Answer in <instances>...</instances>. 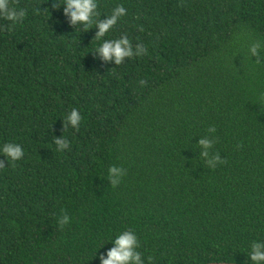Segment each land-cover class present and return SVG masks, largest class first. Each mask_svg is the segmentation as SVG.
I'll list each match as a JSON object with an SVG mask.
<instances>
[{
    "label": "trees",
    "instance_id": "obj_1",
    "mask_svg": "<svg viewBox=\"0 0 264 264\" xmlns=\"http://www.w3.org/2000/svg\"><path fill=\"white\" fill-rule=\"evenodd\" d=\"M10 2L27 16L0 18V143L25 156L0 154V264H100L124 230L152 264H252L264 242V0H98L101 21L128 10L103 39L148 50L120 65L61 0ZM112 165L125 170L116 186Z\"/></svg>",
    "mask_w": 264,
    "mask_h": 264
},
{
    "label": "clouds",
    "instance_id": "obj_2",
    "mask_svg": "<svg viewBox=\"0 0 264 264\" xmlns=\"http://www.w3.org/2000/svg\"><path fill=\"white\" fill-rule=\"evenodd\" d=\"M64 5V14L69 16L72 24L80 22L85 28L95 27L98 29L96 40L101 41L97 46V51L104 61H114L116 65H120L124 58L140 57L147 54V48L143 44H137L133 49L130 40L126 36H121L119 39L105 40L103 37L112 29L118 21L128 15V10L123 4L116 5L111 14L106 16L104 20H99V2L98 0H61ZM27 16V9L18 7L10 2V0H0V18L10 22L9 27L23 22ZM259 45H253L250 51L256 54V49ZM145 82L140 81L143 85ZM81 116L75 109H72L67 117V121L73 126L78 125L81 121ZM56 143L60 148L66 146L65 143L57 140ZM198 144L204 149L203 156H208V149L211 148V141L201 138ZM59 152V149H57ZM0 154L7 159L8 165H14L15 162L21 160L25 156V151L20 144L15 141H7L0 143ZM0 167H3L0 164ZM125 175V170L117 165H112L108 169V178L112 186H116L121 182ZM69 222V217L64 215L58 218L59 224ZM112 247L107 248L105 252L98 251L95 256L99 259L100 264H152L153 257L142 256L139 250L140 240L135 231L124 230L115 235L114 238H109ZM248 259L252 264H264V242L253 241L250 250L247 253Z\"/></svg>",
    "mask_w": 264,
    "mask_h": 264
},
{
    "label": "water",
    "instance_id": "obj_3",
    "mask_svg": "<svg viewBox=\"0 0 264 264\" xmlns=\"http://www.w3.org/2000/svg\"><path fill=\"white\" fill-rule=\"evenodd\" d=\"M208 264H240V263H235V262H212Z\"/></svg>",
    "mask_w": 264,
    "mask_h": 264
}]
</instances>
